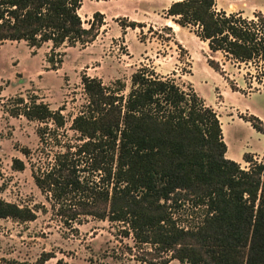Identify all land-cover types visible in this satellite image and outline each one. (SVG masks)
Segmentation results:
<instances>
[{
  "label": "trees",
  "instance_id": "1",
  "mask_svg": "<svg viewBox=\"0 0 264 264\" xmlns=\"http://www.w3.org/2000/svg\"><path fill=\"white\" fill-rule=\"evenodd\" d=\"M82 7L83 0H0V43L25 41L32 49L51 44L48 62L59 67L66 53L55 60L56 50L94 42L104 24L97 12L85 28ZM165 18L193 30L227 60L264 62V18L256 22L218 12L215 0H174ZM122 26L145 27L135 21ZM208 65L227 79L220 62L209 58ZM82 82L87 104L72 129L82 142L76 154L86 157L88 167L82 171L72 153L60 154L51 171L36 175L37 185L55 201L78 198L82 211H73L71 218L83 214L123 223L139 243L155 246L158 254L171 253L181 264H264V163L253 164L246 154L253 166L244 170L226 157L217 112L195 90L185 91L148 67L132 75L128 95L121 80L105 87L101 79L83 75ZM22 115L53 121L57 128L66 124L62 110L44 103L26 107ZM242 118L264 134L259 118ZM15 165L25 167L19 160ZM184 200L204 209L199 226L186 229L174 219L173 210ZM36 216L0 199V219L31 222Z\"/></svg>",
  "mask_w": 264,
  "mask_h": 264
},
{
  "label": "rangeland",
  "instance_id": "2",
  "mask_svg": "<svg viewBox=\"0 0 264 264\" xmlns=\"http://www.w3.org/2000/svg\"><path fill=\"white\" fill-rule=\"evenodd\" d=\"M95 8L94 2L84 0L80 15L85 28L90 27L97 13L92 14ZM166 8V0L120 1L109 10H119L121 15L136 19L145 27L124 30L122 25H129L128 19L109 20L104 28L106 35H101L100 29L95 40L97 52L92 48V55L88 56L81 51L86 45H64L56 50L55 60L66 53L59 67L48 62L52 55L51 44L32 49L25 41L0 43V199L33 210L37 215L31 222L0 219V264H37L47 256L51 258L44 264H148L150 260L181 264L171 253L158 254L155 246L139 243L130 227L123 223L83 214L71 218L73 211H82L78 198L69 196L64 203L55 201L52 193L37 185L36 175L45 176L51 171L60 154L72 153L70 159L73 158L82 171L88 167L86 157L76 154L82 142L72 129L74 119L87 104L82 82L86 74L78 70L80 66L98 72L99 65L108 57L115 67L122 68L123 76L118 80L127 87L124 95L130 92L132 75L143 67L172 74L171 78L185 91L195 90L206 105L217 107L215 111L224 124L228 159L242 161L247 153L255 152L259 156L264 153V134L242 118L254 116L264 123V62L256 59L246 64L226 59L231 61L225 68L230 82L219 76H208L203 65L197 63L195 77L190 83L188 54L176 45L173 30L163 26ZM254 10H258L254 16L244 18L256 22L264 18V0H247L246 12ZM182 36L192 39L188 32ZM146 51L148 55L142 58ZM140 60L142 62L137 63ZM134 62L137 68L129 71L125 64ZM116 81L102 82L105 87H113ZM230 84L240 92H233ZM34 103L48 104L55 112L62 110L65 126L57 128L53 121L41 123L27 119L22 113ZM40 130L45 132L43 136ZM251 158L253 164L264 163V158ZM16 160L24 163L23 170H18ZM253 164L242 168L249 170ZM173 212L178 225L186 229L199 226L205 214L203 208L195 207L188 200Z\"/></svg>",
  "mask_w": 264,
  "mask_h": 264
},
{
  "label": "crops",
  "instance_id": "3",
  "mask_svg": "<svg viewBox=\"0 0 264 264\" xmlns=\"http://www.w3.org/2000/svg\"><path fill=\"white\" fill-rule=\"evenodd\" d=\"M91 1L94 2V5L96 7L95 10L92 12V14L96 11V12L101 13L104 16V25L101 28V35H103V36L106 35V34H104V28L109 25V20H114V19H117L119 17L126 18L124 15H121L119 10L112 9L113 12L111 10H109V8H112L114 5H117L122 0H91ZM128 1H130V0H128ZM135 1L143 3L146 0H135ZM166 1H167V8L164 10L167 12L169 7L173 4L174 0H166ZM215 1H216V5H217V11L218 12H220V11L226 12L227 15L240 14L243 18L245 17V18L250 19L252 16H254L255 12H258V10H254V12H250V13L246 12L247 0H215ZM83 7H84V0H83ZM80 11H79V13H80ZM126 19H128L129 22L136 20V19L131 20V18H126ZM165 20H166V23H164L163 26H165V28H168V29L171 28L173 30L174 35H175L176 45L178 47H181L188 54L189 61L191 63V72L189 75L190 76L189 77L190 83H191V80L195 77L196 64L197 63L198 64L201 63L203 65L202 69L204 70V72L208 76H211L213 78H217L219 76L222 79H225L223 76H221L219 73H217L215 70H213L208 65V59L209 58L215 59L216 61H218L222 64V67L225 71V68L228 66V64L231 63V61H226V57L222 52H216V53L211 52L209 49L208 42L202 41L193 30H191L190 28H181L180 26H178L176 24L171 25V22H172L171 20H168V19H165ZM135 22H139V21L136 20ZM129 32L130 31L126 32L127 35ZM185 32H188V34H190L192 36V39L187 40L186 38H184L182 35ZM148 44L151 46L150 43H148ZM96 45H97V41H95V43L93 42V44H91V45L90 44L86 45V47H83V49L81 51H85V53H87L88 56L92 55V53L90 52L92 48H94L95 52L98 51V50L96 51V49H95ZM73 49H76V48H73ZM147 55H148V51H146L142 55V58H144ZM83 58H85V57H83ZM164 59L167 60V58H164ZM104 60L105 61L99 65V68L101 70L98 72L92 70L88 66H85V67L80 66L78 68V70H83V71H85L83 74H86L87 76L92 77V78H99L104 82L105 81L110 82V81L115 80V79L118 80V78L123 76V73H122L123 71L121 70L122 68H120L119 66L115 67L116 65H114L112 63V61H110V59H108V57H106ZM221 60H223V61L221 62ZM141 62H142V60L137 61V63H139V64ZM223 62H225L226 64L224 65ZM137 63L136 62H134L133 64L126 63L125 67L129 68V71H134L137 68L136 67ZM238 70H240V69H238ZM116 72L118 73V75L114 76L113 74ZM156 72L158 74H160L161 76L167 77V78H171V75H172L169 73H168L169 75L161 73L160 70H157ZM225 73H226V71H225ZM172 76H174V75H172ZM226 76H227V74H226ZM241 88H242L241 90H243V91L245 90L244 86H241ZM207 105L212 107L214 110H217V107H214V106L210 105L209 103H207ZM219 118H220V121L222 123L221 117H219ZM223 127H224V124H222V129H223ZM223 132H224V129H223ZM228 152H229V149H228ZM228 152L226 155H228ZM247 154H249L250 156H253L254 160L264 158V153L260 156H259V154L255 153V152L247 153ZM226 157L228 158V156H226ZM229 159L234 160L232 158H229ZM234 161L237 162L238 164H240L241 167H243V168L245 166H248V164H249L243 158H242V161H240V160H234Z\"/></svg>",
  "mask_w": 264,
  "mask_h": 264
}]
</instances>
